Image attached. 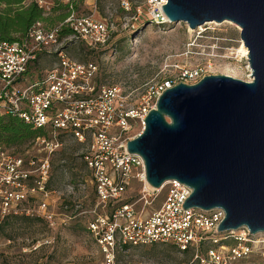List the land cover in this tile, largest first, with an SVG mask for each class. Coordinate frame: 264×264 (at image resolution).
Returning a JSON list of instances; mask_svg holds the SVG:
<instances>
[{"label": "built area", "instance_id": "2783aa9c", "mask_svg": "<svg viewBox=\"0 0 264 264\" xmlns=\"http://www.w3.org/2000/svg\"><path fill=\"white\" fill-rule=\"evenodd\" d=\"M35 1L49 11L47 0ZM64 1L69 14L61 23L45 28L37 22L21 40L0 43V115L17 117L45 133L29 142L21 155L0 146V225L15 219L39 220L51 233L42 240H26L21 253L44 247L52 250L58 229L75 219L74 209L64 214L59 211L61 203L49 202L59 194L49 189V183L52 156L62 146L64 136L86 147L82 158L96 196L87 230L98 247L100 264H137L123 263L120 258L129 249L156 243L171 244L180 253H188V264H264V233L252 235L245 227L219 233L224 211L184 209L182 205L192 190L176 180L165 182L159 189L147 187L143 159L127 151V142L136 136L129 138L127 132L133 123L143 128L159 97L177 83L149 87L139 106L127 103L117 87L97 86V65L71 59L63 43L80 42L92 51L102 50L109 45L111 27L92 14L78 15L75 0ZM165 4L166 0H120V9L128 15L126 28L135 29L134 24L142 17L148 20L146 25H170L162 11ZM63 27L72 35L59 41ZM44 54L55 55L56 64L29 82L32 66ZM180 75L189 85L203 78L199 67L182 69ZM133 180L142 184L141 210L134 203H119ZM65 189L68 194L74 192L72 184H66ZM162 191L160 207L144 214L151 197ZM11 244L10 239L2 242L0 254Z\"/></svg>", "mask_w": 264, "mask_h": 264}, {"label": "water", "instance_id": "95a60500", "mask_svg": "<svg viewBox=\"0 0 264 264\" xmlns=\"http://www.w3.org/2000/svg\"><path fill=\"white\" fill-rule=\"evenodd\" d=\"M162 11L191 30L234 23L250 81L211 75L167 89L127 151L143 159L150 187L176 180L192 190L184 209H222L219 233H264V0H166Z\"/></svg>", "mask_w": 264, "mask_h": 264}, {"label": "rangeland", "instance_id": "374dc122", "mask_svg": "<svg viewBox=\"0 0 264 264\" xmlns=\"http://www.w3.org/2000/svg\"><path fill=\"white\" fill-rule=\"evenodd\" d=\"M86 1L92 3L93 8L84 4ZM76 13L92 14L96 19L108 22L112 33L111 47L117 45V48L114 51L109 46L92 51L80 42H65L63 46L66 54L79 63L97 65L96 85L119 88L126 102L134 106H139L146 90L156 84L169 81L189 84L181 79L182 69L199 67L203 77L226 75L249 81L248 60L238 58L235 52L243 42L239 28L234 23H208L196 30H191L184 23L170 24L165 28L149 25L132 33L126 28L128 15L120 9V0H78ZM56 62L55 55L44 54L31 69L43 75ZM142 129L140 123H133L127 137L139 135ZM61 143L62 146L52 156V176L49 183V189L56 190L59 194L53 195L49 202L61 203L59 211L64 214L69 209H74L76 216L68 225L58 229V238L52 252L51 248H44L45 252L33 255L29 261L34 264L43 255L50 264H100L98 247L87 230L89 211L96 204V196L90 182V171L82 159L86 147L64 136H61ZM27 144L4 147L0 142V146L17 155L26 150ZM66 184L74 186L73 194L67 193ZM141 190L142 184L133 180L123 192L119 203H134L135 208L141 210ZM163 197L164 191L151 197L149 204L144 207V214L157 210ZM65 206L67 209L63 210ZM108 210L106 207L105 211ZM49 235L51 233L43 221L18 220L0 225V245L10 239L12 244L9 247L14 250L10 248L12 252L3 261L10 262L15 257L16 249L25 245V242L42 240ZM189 258L188 253H180L171 244L156 243L129 249L121 256L120 261L137 264H188Z\"/></svg>", "mask_w": 264, "mask_h": 264}, {"label": "trees", "instance_id": "16d2710c", "mask_svg": "<svg viewBox=\"0 0 264 264\" xmlns=\"http://www.w3.org/2000/svg\"><path fill=\"white\" fill-rule=\"evenodd\" d=\"M63 2V0H51L53 6L48 12H45L35 0H0V43L21 40L37 22L52 24L54 20L62 21L69 14L68 5ZM47 13L49 15L45 16ZM56 13H59L56 15L57 17H50ZM146 23H148V20L142 17L134 24L135 29H129V31L133 33L137 30L145 29L149 25L157 28H165L168 26L160 27L154 24L146 25ZM71 35L72 31L69 28L63 27L59 32L58 40L62 41ZM127 41L129 42L130 39H127ZM109 44L108 47L110 46L115 51L117 45L111 47V42ZM37 77H39L38 71L31 70L29 72V82L34 81ZM43 134H45L43 130L33 129L17 117L0 115V142L4 147L26 144Z\"/></svg>", "mask_w": 264, "mask_h": 264}, {"label": "crops", "instance_id": "0c3cea01", "mask_svg": "<svg viewBox=\"0 0 264 264\" xmlns=\"http://www.w3.org/2000/svg\"><path fill=\"white\" fill-rule=\"evenodd\" d=\"M47 2H49V10H50V8L53 6V4L51 3V1L50 0H47ZM84 4H86V5H88L89 6V8H93V6L91 5L92 3H90V2H85ZM77 5H78V0H75V10H77ZM59 13H56V14H52V16H50V17H52V18H54V17H57L56 15H58ZM47 15H49L48 13L45 15V16H47ZM66 18V17H65ZM64 20V19H63ZM62 20V21H63ZM62 21H55L54 20V22L52 23V24H50V23H47V22H44V23H42L43 24V26L45 27V28H52V27H54V26H56L57 24H59V23H61ZM48 25V26H47ZM56 203V201H53V202H51V204L52 205H54ZM21 220H23V221H32V220H27V219H21ZM13 221H18V220H9V221H6L5 223H8V222H13ZM39 221V220H38ZM5 223H3V224H5ZM3 224H1V225H3ZM59 234V233H58ZM58 238V237H57ZM25 245H23V246H20V247H18L17 249H16V252L14 253L15 255V257L13 258V259H15V258H18V257H20L21 258V261L20 262H14V260L12 259L10 262H8L7 263V260L4 262L3 260H5V259H7V255H9L10 254V252H12V251H14L13 249H12V247H5V248H3L2 250H1V254H0V264H33V263H31L30 261H29V259L33 256V255H35V254H37V255H39L40 253H43V252H45V250H44V248H47V247H44V248H42V249H40L39 251H37V252H34V253H27L26 255H23L22 253H21V249H22V247H24ZM10 248H11V250L12 251H10ZM54 250V249H53ZM53 250H51L50 252H52ZM42 260H46L47 261V264H50L49 263V261L47 260V258H43V255H40V257L38 258V261L36 262V263H34V264H38V263H40Z\"/></svg>", "mask_w": 264, "mask_h": 264}, {"label": "bare ground", "instance_id": "6f19581e", "mask_svg": "<svg viewBox=\"0 0 264 264\" xmlns=\"http://www.w3.org/2000/svg\"><path fill=\"white\" fill-rule=\"evenodd\" d=\"M226 23H228V22H226ZM235 52H236V55L238 56V58H245V60H246L248 57V50L244 46L243 43H241V46ZM249 80H250V76H249ZM147 187L152 188L148 184H147Z\"/></svg>", "mask_w": 264, "mask_h": 264}]
</instances>
